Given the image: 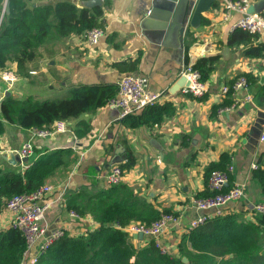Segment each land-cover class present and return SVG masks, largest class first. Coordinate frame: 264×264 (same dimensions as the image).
Returning a JSON list of instances; mask_svg holds the SVG:
<instances>
[{
    "label": "crops",
    "instance_id": "0c3cea01",
    "mask_svg": "<svg viewBox=\"0 0 264 264\" xmlns=\"http://www.w3.org/2000/svg\"><path fill=\"white\" fill-rule=\"evenodd\" d=\"M165 2L102 0L99 6L104 34L96 43L87 44L84 34H70L30 62L27 76L16 72L15 62H6L5 69L12 70L16 78L11 85L0 80L3 96L8 91L17 99L28 94L46 99L49 91L58 89L63 94L84 85H117L122 75L134 73L147 77L149 87L162 92L161 103L170 101L175 108L172 116L158 124L133 128L123 124L119 110L108 102L95 111L66 119L68 129L63 132L32 137L29 159L13 165L26 167L39 154L57 149L71 151L70 164L58 166L45 180L55 185L46 195L49 206L42 223L47 228H63L71 235L95 228L98 223L90 212L92 202L101 191L109 189L105 174L112 165L125 162L129 152L135 161L123 170L121 182L127 192L152 209H171L180 215L178 224L157 237L164 250L176 253L181 235L188 231L190 219L198 212L191 200L206 186L205 166L224 152L233 165L232 181L242 182L245 194L223 205V212L240 213L244 219L255 221L253 205L264 200L259 183L252 177V164L257 165L261 157L264 165V140L259 139L264 122V58L244 56L242 44H229V26L240 13L224 18L221 0L203 13L209 19L207 24L185 27L182 41V15L168 12ZM77 3L81 5V1ZM262 40L264 32L257 33L253 43ZM204 56L213 57L212 69L204 80L206 92L195 97L183 91L184 84L171 93L182 75L183 64H194ZM133 60L137 63L132 71L115 65ZM244 73L254 77L245 90H222ZM245 93L251 95L250 100L222 112L218 110L226 105L212 111V105L226 98L232 102ZM32 129L5 124L0 135V166L10 164L5 158L7 151L18 152L22 142L31 137ZM74 205H87L88 211L71 216L69 211ZM11 218L7 210L0 211V230L10 227ZM129 238L135 246L146 241L135 235Z\"/></svg>",
    "mask_w": 264,
    "mask_h": 264
},
{
    "label": "trees",
    "instance_id": "16d2710c",
    "mask_svg": "<svg viewBox=\"0 0 264 264\" xmlns=\"http://www.w3.org/2000/svg\"><path fill=\"white\" fill-rule=\"evenodd\" d=\"M81 1V0H79ZM216 0L212 7L217 4ZM5 0H0V71L6 62H15L16 72L21 76L29 74V64L40 57L59 40L70 34H84L93 26L102 27L100 19L102 7H87L73 0H9V10H4ZM209 19L201 15V23ZM257 33L242 29L230 32L231 45H243L242 54L247 57L264 58V40L254 44ZM213 57H200L193 68L205 80L212 69ZM137 60L116 63L121 70L132 71ZM247 81L254 77L243 74ZM236 79L230 81V85ZM113 84H90L70 89V95L57 100L38 99L28 94L23 99L8 94L0 100V135L5 124L12 123L22 128H45L56 119L76 117L84 112H92L108 103L117 93ZM231 103L226 98L212 105V111ZM170 101L145 106L138 112L122 116L128 127L154 125L174 114ZM70 150L57 149L47 154H39L26 167L6 163L0 166V211L5 201L18 193H28L43 184L54 170L70 164ZM135 158L129 152L125 162L119 164L122 170L133 166ZM229 155L221 153L218 160L210 162L204 169V180L212 170H226ZM262 158L252 169V177L259 183L264 197V165ZM233 179L228 173V189ZM92 202L90 209L98 225L85 233L64 234L43 252L36 264H264V216L256 214L255 221L246 220L240 213H223L208 218L202 224L183 233L177 243L176 253L163 250L153 237H148L141 246H135L127 232L114 226L130 221L149 223L160 215V211L139 201L127 192L124 184L108 186ZM214 193L207 188L197 196ZM74 205L79 214H85L88 207ZM68 208H71L68 206ZM164 212H172L164 209ZM21 232L14 227L0 230V264H20L25 249ZM183 257L185 260H183Z\"/></svg>",
    "mask_w": 264,
    "mask_h": 264
},
{
    "label": "built area",
    "instance_id": "2783aa9c",
    "mask_svg": "<svg viewBox=\"0 0 264 264\" xmlns=\"http://www.w3.org/2000/svg\"><path fill=\"white\" fill-rule=\"evenodd\" d=\"M221 2V14L224 18L230 17L234 12L240 13V16L230 24V32L235 29H242L249 33L264 32V10L259 13L248 12L247 9L251 4V0H221ZM103 34V27L93 26L84 32V40L87 44L92 45ZM180 73L187 79V85L183 87L185 93L201 97L206 92V83L202 80L200 72L193 68L192 63H184ZM15 78V73L10 69L4 68L0 71V80L9 83L8 85H11ZM248 83L244 75H239L231 85L223 86L222 90L224 92L229 89L233 91L245 90ZM117 86V93L108 102L119 110L120 117L128 113L138 112L147 105L162 102V92L152 90L149 87L148 78L143 75L125 73L118 80ZM2 96L3 93L0 94V98ZM250 98L251 95L245 93L243 96L234 98L229 105L221 107L218 112L228 110L239 102H246ZM67 129L65 119H56L45 128L33 127L31 137L24 140L18 149L20 157H29L31 155L33 151L32 137L48 136ZM259 139L260 141L264 140V122L260 130ZM256 166V164H252V168ZM232 170L233 165L230 163L226 170L215 169L210 172L206 186L209 190L214 191V193L192 198L191 204L198 212L190 219L188 230L202 224L208 218L223 214V205L244 196L245 191L242 182L232 181L228 189H223V186L228 185V173H232ZM104 178L107 185H117L123 180V170L118 164L112 165ZM54 189L55 185L53 183L44 182L31 192L14 194L4 203L2 210H7L12 215L10 226L18 229L25 240L26 246L21 264H36L40 255L56 240L66 234L63 228L49 229L42 223L44 211L49 206L46 195ZM253 211L256 214L264 216V200L256 202L253 205ZM69 213L74 217L79 216L72 209ZM179 221V214L161 211L159 217L151 220L149 223L133 220L124 226H121L118 222H114L113 224L125 230L128 236L135 235L146 239L153 237L157 240V237L163 231L173 226V224H178Z\"/></svg>",
    "mask_w": 264,
    "mask_h": 264
},
{
    "label": "water",
    "instance_id": "95a60500",
    "mask_svg": "<svg viewBox=\"0 0 264 264\" xmlns=\"http://www.w3.org/2000/svg\"><path fill=\"white\" fill-rule=\"evenodd\" d=\"M77 2V0H73ZM165 2L168 12L179 13L182 15V22L180 26L181 35L179 37L180 41H182V32L186 26H192L194 28L198 27L201 22V15L207 12L211 7L212 4L216 0H167ZM102 0H81V5L92 7L96 5H101ZM4 10H9V0H5L4 2ZM264 10V0H254L249 5L247 11L248 12H255L259 13ZM187 84V80L185 76L181 75L180 79L177 83L170 89V92H175L180 88V86ZM9 92L7 91L5 95H8ZM8 156L5 158L8 162L12 164L22 163L27 161L29 157H20L19 153L15 150L7 151ZM183 260L185 258L183 257Z\"/></svg>",
    "mask_w": 264,
    "mask_h": 264
},
{
    "label": "rangeland",
    "instance_id": "374dc122",
    "mask_svg": "<svg viewBox=\"0 0 264 264\" xmlns=\"http://www.w3.org/2000/svg\"><path fill=\"white\" fill-rule=\"evenodd\" d=\"M6 86V84H5ZM70 95V93H60V90H53V91H49L47 94V98L48 100H57V99H61L64 97H68ZM44 97V96H43Z\"/></svg>",
    "mask_w": 264,
    "mask_h": 264
}]
</instances>
